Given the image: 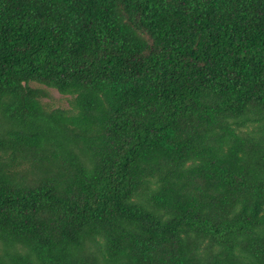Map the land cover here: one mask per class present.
<instances>
[{
  "label": "trees",
  "instance_id": "16d2710c",
  "mask_svg": "<svg viewBox=\"0 0 264 264\" xmlns=\"http://www.w3.org/2000/svg\"><path fill=\"white\" fill-rule=\"evenodd\" d=\"M0 264H264V0H0Z\"/></svg>",
  "mask_w": 264,
  "mask_h": 264
},
{
  "label": "rangeland",
  "instance_id": "374dc122",
  "mask_svg": "<svg viewBox=\"0 0 264 264\" xmlns=\"http://www.w3.org/2000/svg\"><path fill=\"white\" fill-rule=\"evenodd\" d=\"M34 87H40L39 85H33ZM49 95L48 98L44 99L45 102L51 109L61 108L67 109L69 107V97L62 96L56 90L45 89Z\"/></svg>",
  "mask_w": 264,
  "mask_h": 264
}]
</instances>
